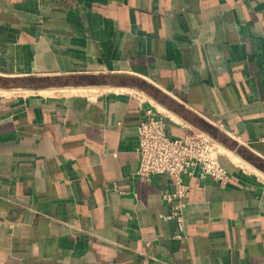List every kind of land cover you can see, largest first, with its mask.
I'll return each instance as SVG.
<instances>
[{
    "label": "crops",
    "instance_id": "0c3cea01",
    "mask_svg": "<svg viewBox=\"0 0 264 264\" xmlns=\"http://www.w3.org/2000/svg\"><path fill=\"white\" fill-rule=\"evenodd\" d=\"M141 106L230 172L183 230ZM0 264H264V0H0Z\"/></svg>",
    "mask_w": 264,
    "mask_h": 264
},
{
    "label": "built area",
    "instance_id": "2783aa9c",
    "mask_svg": "<svg viewBox=\"0 0 264 264\" xmlns=\"http://www.w3.org/2000/svg\"><path fill=\"white\" fill-rule=\"evenodd\" d=\"M140 108L137 173L146 178L162 174L173 178L175 191L164 195L171 205L166 217L183 230L184 199L189 188L184 178L197 175L224 187L229 184L230 172L222 164L218 143L210 135L193 131L183 137L172 136L161 112L152 106Z\"/></svg>",
    "mask_w": 264,
    "mask_h": 264
},
{
    "label": "rangeland",
    "instance_id": "374dc122",
    "mask_svg": "<svg viewBox=\"0 0 264 264\" xmlns=\"http://www.w3.org/2000/svg\"><path fill=\"white\" fill-rule=\"evenodd\" d=\"M219 149H221V148L219 147Z\"/></svg>",
    "mask_w": 264,
    "mask_h": 264
}]
</instances>
